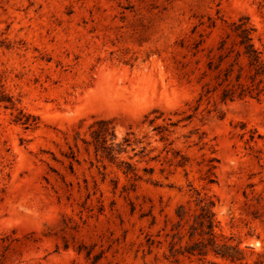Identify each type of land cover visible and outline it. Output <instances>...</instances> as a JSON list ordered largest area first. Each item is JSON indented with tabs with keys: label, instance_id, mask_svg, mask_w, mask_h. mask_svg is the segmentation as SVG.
I'll list each match as a JSON object with an SVG mask.
<instances>
[{
	"label": "rangeland",
	"instance_id": "obj_1",
	"mask_svg": "<svg viewBox=\"0 0 264 264\" xmlns=\"http://www.w3.org/2000/svg\"><path fill=\"white\" fill-rule=\"evenodd\" d=\"M242 18L264 43V0H0L5 89L40 118L26 130L0 105V264H89L80 245L98 264H169L150 243L190 185L218 199L224 237L264 250V100L198 101L210 51ZM97 118L153 150L119 157L154 169L134 192L85 145Z\"/></svg>",
	"mask_w": 264,
	"mask_h": 264
},
{
	"label": "trees",
	"instance_id": "obj_2",
	"mask_svg": "<svg viewBox=\"0 0 264 264\" xmlns=\"http://www.w3.org/2000/svg\"><path fill=\"white\" fill-rule=\"evenodd\" d=\"M230 29L232 34L219 39L215 53L212 54V50L208 55L202 79L209 78V81L202 86L199 102L204 99L210 100L214 96L224 104L248 99L264 100V43L262 39H254L255 29L243 18L232 23ZM231 35L235 39H228ZM199 47L200 43H195L193 50H198ZM0 105L6 110L15 111L13 121L26 130L39 127V117L17 108L14 97L5 89L1 71ZM156 130L162 142L168 141L167 127L159 126ZM89 135L90 140L84 143L87 147H93L98 161L116 164L128 178L130 188H124V192H134L137 183L143 181L144 176L153 175V168H144V175H140L135 166L119 160V157L127 154L130 148L136 152L135 145L140 144L141 141L132 140L133 134H127L122 141H118L112 120L95 119L89 126ZM250 140L254 141V132ZM152 151L147 152V147L144 146L135 153V156L139 155L141 159L148 158ZM158 158L159 156H154L148 161H158ZM186 162V158H183L178 166L185 167ZM70 166L73 172V163H70ZM104 168L106 169V165ZM146 180L150 181V178ZM209 182L212 181L209 179ZM190 191L189 200L177 206L172 218L166 217L165 227L162 230L164 233L157 235L163 240L151 241L150 247L155 243L158 247L165 243L167 246L164 259L169 264L186 262L221 264L218 261L224 264H264V250L256 251L252 246L242 248L241 241L235 242L233 237L226 238L221 233V222L217 217L218 199L215 196L191 185ZM134 211L135 206L131 205V212ZM155 223L156 218L153 217L151 225ZM65 248H68L67 244ZM76 250L79 254H85L89 264H98L103 258L102 253H94L93 246L80 245Z\"/></svg>",
	"mask_w": 264,
	"mask_h": 264
}]
</instances>
